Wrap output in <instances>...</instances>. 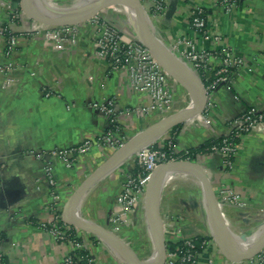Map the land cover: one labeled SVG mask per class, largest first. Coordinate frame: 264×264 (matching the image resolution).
I'll use <instances>...</instances> for the list:
<instances>
[{"label":"crops","instance_id":"1","mask_svg":"<svg viewBox=\"0 0 264 264\" xmlns=\"http://www.w3.org/2000/svg\"><path fill=\"white\" fill-rule=\"evenodd\" d=\"M54 1L65 4L72 0ZM140 2L153 34L179 57L184 47H177V40L197 38L189 27L188 12L200 7L205 10L209 30L220 36L218 43H206V48H226L242 60V66L232 69L227 81L217 85L207 112L202 110L179 124L173 133L169 132L172 128L164 132V138L162 135L152 146L172 136L180 150L197 149L208 139L227 135L230 121L248 110H264V0H243L230 13L222 9L219 0H166L167 12L158 17H153L148 1ZM7 8L0 0V27L9 26L18 35L19 44L15 70L8 80L0 75L1 251L4 264H57L71 248L39 227L51 219L44 209L49 201L44 168L48 166L57 181L63 206L111 157L113 150L105 145L93 146L88 154L76 158L71 168L48 154L65 146H77L84 139H95L109 130L108 120L91 108L94 101L111 100L117 104L120 131L114 134L129 142L186 109L191 96L179 80L166 72L172 103L168 109L153 106L146 93L130 84L126 73L110 71L95 54L94 37L87 24H75V44L58 47L48 34L57 27L52 23L54 18L31 9L32 17L24 15L10 23ZM78 8H68L58 16L66 18ZM84 10L95 11L126 39L138 38L116 8L92 4ZM50 15L56 16V11ZM3 55L0 45V59ZM205 76L208 82L212 80L211 72ZM137 108L147 109L136 114ZM193 162L203 169L215 191L228 188L245 203L243 208L220 207L222 216L238 224L243 233L259 230L264 219V122L240 136L231 168L224 165L219 153H197ZM133 164L134 161L122 162L96 180L83 198L79 215L114 234L137 260H144L152 249L142 199L129 212L118 201ZM173 187L166 188L158 202L159 214L168 212L172 217L163 233L164 241L175 243L208 236L214 243L203 191L196 185ZM115 216L121 218V225L112 221ZM71 227L93 264H123L98 238ZM248 245L241 243L232 248L242 250ZM259 256L264 257V242L254 256L226 254L214 243L199 264H264Z\"/></svg>","mask_w":264,"mask_h":264},{"label":"built area","instance_id":"2","mask_svg":"<svg viewBox=\"0 0 264 264\" xmlns=\"http://www.w3.org/2000/svg\"><path fill=\"white\" fill-rule=\"evenodd\" d=\"M144 1L150 3V12L153 17L163 16L167 12L166 0ZM242 1L219 0L218 4L226 13H230ZM3 2L8 7L10 23L24 16L21 9L19 12L15 10L12 5L13 0H3ZM188 15L190 20L189 27L197 38L181 37L176 44L177 47H184L180 54L181 59L189 65L197 77L198 75L201 77L199 80L207 97L203 111L207 112L211 106L209 98L217 85L226 82L232 69L242 66V60L234 56L226 48L218 50H208L206 48V43H218L220 36L216 32L209 30L204 9L193 7L189 10ZM83 23L87 24L92 31L96 47L95 54L106 62L108 69L126 73L130 84L139 91L146 93L153 106L168 109L172 103V93L167 85V75L151 51L137 39H126L123 37L112 23L102 20L97 14L89 17ZM8 29L10 32L7 31ZM77 32V26L75 25H61L50 30L48 34L52 37L56 46L63 47L66 43H76ZM18 44V35L14 34L9 26H1L0 45L3 48L4 55L0 59V75L5 76L6 79L17 65L15 52ZM208 71L213 75L210 82H208V77L205 76ZM91 108L95 114L102 115L108 120L109 130L95 139H84L77 146H65L48 154L49 157L59 159L66 168H71L75 159L88 154L93 146L105 145L115 153L126 143L114 134L120 131L118 124L120 110H118L117 104L111 100L94 101L91 103ZM146 109L137 108L134 111L139 114L146 112ZM262 122H264V110L250 109L236 117L230 121V131L223 136L221 145L219 147L213 146L211 148L212 152L219 153L223 157L224 165L231 168L232 158H234L236 152V145L233 139L240 138L241 135L249 132L255 125ZM163 149L164 140L159 143L157 148L148 145L142 152L137 154L134 161L143 168V175L137 179L128 175L123 184L122 193L118 198L119 203L126 212L134 209L153 173L166 164L183 161L167 156ZM43 159L45 158L43 157ZM43 180L47 185L49 197L44 209L50 213L51 219L48 223H40L39 227L57 241L64 242L71 248L70 252L57 264H93V259L87 253L83 242L73 232L72 227L63 220L62 212L65 205L61 206L60 204V196L57 191L58 183L53 178L48 166L44 168ZM215 194L219 208L225 205H231L236 208L245 207V203L240 200L239 196L228 188L222 187L215 191ZM160 218L162 220L163 233H166L172 217L166 212L163 215L160 213ZM112 221L117 225H121L123 222L119 216H115ZM178 242L182 243V248L170 251L166 249L167 242L165 241L163 264L194 263V257L189 253L190 249L193 248L192 239H183ZM2 258L3 253L0 244V264H2ZM259 259L264 261L262 256H259Z\"/></svg>","mask_w":264,"mask_h":264},{"label":"water","instance_id":"3","mask_svg":"<svg viewBox=\"0 0 264 264\" xmlns=\"http://www.w3.org/2000/svg\"><path fill=\"white\" fill-rule=\"evenodd\" d=\"M31 0H22L20 9L22 10L23 14L32 17V10L29 9V2ZM133 9L135 12V15L139 19L142 25V29L144 32V38L138 39L143 45H145L153 54L155 59L159 62L163 70L173 77H175L177 80H179L186 88L188 87L189 83L183 75L177 71L174 67H172L167 61L162 59V57L159 55V53L155 49V45L153 43V35H152V27L151 25H148L145 19L143 18L142 14L140 13L139 9L137 8V5L142 8L140 0H135V4L132 0H125ZM88 6L92 5L87 3ZM88 6L86 8H88ZM101 7V6H100ZM84 7H81L77 9L75 12L71 13L70 16L66 18H55L53 20V25L61 26V25H75L83 23L85 20H87L89 17L96 15L95 11H86L84 10ZM143 9V8H142ZM173 9V8H172ZM50 16V14H49ZM170 50V49H169ZM172 51V50H171ZM195 90L198 93V99L193 102V104L178 113L174 117H170L166 121H162L141 135H139L137 138L132 139L129 142H126L123 147L118 149L115 153L111 155V157L98 169L96 170L68 199L67 203L65 204L62 212V217L65 223L69 224L70 226H74L79 228L82 231H85L86 233H89L96 238H98L100 241L104 239L105 237L110 238L111 241H113L117 247L123 252L126 263L127 264H146L144 260H137L127 249V247L118 240V238L112 234L109 231H106L105 229H102L100 227H97L90 222H87L85 219H83L81 216L77 215L75 212V203L77 199L85 192L86 187L90 182L94 183L96 180L101 178L106 172L105 168L107 164L118 154L121 152H125L133 147H135L137 144H139L141 141H143L146 137L151 135L152 133L156 131H163L166 132L169 129L184 123L185 121H188L191 117L194 115L200 113L204 105L206 104L207 97L206 93L204 91V88L201 84V82L198 81V86L194 87ZM177 169H185L193 173L200 181L202 191L205 194V197L207 198V203L210 209V213L213 217V240L216 246L222 251L223 253L230 254V255H245V256H254L257 253L258 248L262 245L264 242V228L261 229L258 233L255 239L252 240V236H245L242 235V240L244 242L250 241L249 247L247 249L237 251L235 249H232L222 243L218 237L220 232V218L222 217L220 208L217 203V198L215 194V190L211 186V183L206 176L203 169L190 162V161H177L173 163L166 164L159 168L155 173H153L150 181H151V188L148 190L146 194L145 200H150L152 195V190L157 181L161 178V176L165 172L177 170ZM146 202V201H145ZM152 202V200H151ZM150 203V201H149ZM153 203V202H152ZM152 216V229H153V253L155 257V264H163L164 258H165V241L163 236V228L161 224L160 214L159 210L157 208H154V211L151 212Z\"/></svg>","mask_w":264,"mask_h":264},{"label":"bare ground","instance_id":"4","mask_svg":"<svg viewBox=\"0 0 264 264\" xmlns=\"http://www.w3.org/2000/svg\"><path fill=\"white\" fill-rule=\"evenodd\" d=\"M135 3V0H132ZM37 11H41L42 13H45L47 16L51 14L54 11L60 10V9H68V8H73L76 5H79L80 3H83L81 7L86 8L88 6L87 3L93 4L96 6H109L116 8L118 12L125 18V20L130 24L128 27L129 29H132L136 36L139 39H143L144 32L142 29L141 22L135 15V12L131 8V6L125 1V0H72L71 2H67L65 4H60L59 2H55L54 0H31L29 2ZM54 4V5H53ZM136 4V3H135ZM32 7V8H33ZM78 8V9H79ZM137 8L139 9L140 13L142 14L143 18L147 22L148 25H150L149 18L145 14L143 10H141L138 6ZM114 11V10H113ZM52 18H65L63 16H49ZM153 35V43L155 45L156 51L159 53V55L167 61L172 67H174L177 71H179L183 77H185L189 83L187 90L189 91V94L191 96V101L188 104V107H190L193 102H195L198 99V93L195 90V86H198V80L195 75L191 71V69L188 67V65L179 57L175 52L169 50L165 45L160 41L159 38H157L152 31ZM163 135V131H156L146 137L143 141H141L139 144H137L135 147L125 151L121 152L117 156H115L106 166L105 172H110L114 168H116L120 163L124 162L131 156L135 155L138 152H142L149 144L157 141L158 139L161 138ZM100 179V178H99ZM93 183L90 182L88 186L85 189V192L77 199L75 203V212L77 215H79V210H80V205L83 201V198L85 194L88 192L90 189L91 185ZM186 186V187H191V186H199L200 189L202 190L201 184L197 176H195L193 173H191L188 170L185 169H177L169 172H165L161 178L157 181L155 186L153 187L152 190V195L151 199L147 200V203L145 205V219H146V224L148 228V232L150 235V241H151V246H152V251L151 253L144 259L146 264H155V257L153 253V229H152V216L151 212L154 211V208L158 209V202L161 193L167 188V186ZM198 187V189H199ZM174 188V187H173ZM196 189V188H193ZM206 198V197H205ZM152 200V202H151ZM150 201V203H149ZM206 203H207V198H206ZM208 205V204H207ZM208 208V206H207ZM81 214V213H80ZM80 216V215H79ZM208 219L211 225V228L213 229V217L210 213V209L208 208ZM234 223V222H233ZM237 223V222H236ZM220 232H219V239L222 243L227 245L228 247L232 248L236 245H239L241 243H247L242 240V235H243V229L237 225H233L228 221L225 217L220 218ZM264 228V225L262 224L260 226V229L257 230L255 233H253V239L256 238L257 233ZM102 243L117 257L123 264L126 263V258L123 254V252L117 247V245L110 240V238L105 237L104 239L101 240ZM250 243V241H248ZM249 247V245H248ZM247 247V248H248ZM245 248V249H247ZM149 249V248H148ZM234 249V248H232ZM237 251H241L238 249H235ZM244 250V249H242Z\"/></svg>","mask_w":264,"mask_h":264},{"label":"trees","instance_id":"5","mask_svg":"<svg viewBox=\"0 0 264 264\" xmlns=\"http://www.w3.org/2000/svg\"><path fill=\"white\" fill-rule=\"evenodd\" d=\"M21 3H22V0H13L12 5L15 8V10L18 12L20 11ZM29 9H33L30 4H29ZM7 31L10 32L9 29ZM178 128H179V125L173 127L169 132L173 133ZM222 139L223 137L217 138V139H208L207 141H205V143H203L197 149H190L188 151H185V150H180L179 148H177L175 140L172 138V136H169L167 137L166 140H164L163 150L167 154V156L175 158L177 160L194 161L197 153H201V154L213 153L211 148L213 146L219 147L222 143ZM238 139L239 138L233 139V142L235 145H237ZM158 146L159 144H155L153 148H157ZM232 161H233V158H232ZM128 172L132 178L137 179L138 177L143 175V168L138 166L137 162L134 161L133 168L129 169ZM192 241H193V248L190 249L189 253L194 257L193 264H199L200 262L205 261L204 259H202V257L205 255V253L211 252L214 243L212 239L208 236L194 237ZM176 248L181 249L182 243L181 242H178V243L167 242L166 243L167 250L174 251ZM1 263L4 264V258H2Z\"/></svg>","mask_w":264,"mask_h":264},{"label":"rangeland","instance_id":"6","mask_svg":"<svg viewBox=\"0 0 264 264\" xmlns=\"http://www.w3.org/2000/svg\"><path fill=\"white\" fill-rule=\"evenodd\" d=\"M54 5V4H53ZM83 5V3H81V5H78L79 7L80 6H82ZM137 5V4H136ZM138 6V5H137ZM141 10H143L140 6H138ZM33 9H35L34 7H33ZM69 9H71V8H69ZM87 9V8H86ZM36 10V9H35ZM65 10H67V9H60V10H57L56 11V14L57 15H60L62 12H65ZM122 19H124V21H125V23H126V25H128V26H130V24L125 20V18L123 17ZM130 31H133V30H130ZM134 32V31H133ZM133 35H135V33H133ZM197 77V76H196ZM197 80L200 82V80H199V78L197 77ZM162 138H164V135L162 136ZM153 144V143H152ZM152 144H149V145H152ZM138 153H140V152H138ZM138 153H136L135 155H133V156H131L130 158H128L127 160H125L124 162L125 163H128V162H133L134 160H135V158L137 157V154ZM183 161H186V160H183ZM190 162H192V163H194V164H196L195 162H193V161H190ZM151 186V181H149L146 185H145V187H144V190H143V193H142V196H141V198L140 199H142V202H141V204H142V206L144 207V211H145V205H146V203H147V200H145L146 199V194H147V192H148V190L151 188L150 187ZM170 186V185H169ZM167 186V188H168V190H170V188L171 187H173V186ZM174 189H178L177 187H180V185H178V186H176V185H174ZM181 188V187H180ZM167 190V191H168ZM146 201V202H145ZM158 206V205H157ZM264 225V219H263V221L258 225V227L257 228H260V226L261 225ZM256 230V229H255ZM253 232H255L254 230L253 231H251V233H243V234H245L246 236H251L250 234H253ZM102 242V241H101ZM151 249H152V246H151ZM152 251V250H151ZM147 254V253H146ZM146 254L144 255V257L146 256ZM149 254V253H148ZM147 257V256H146Z\"/></svg>","mask_w":264,"mask_h":264}]
</instances>
